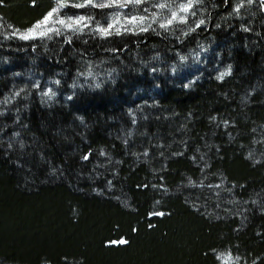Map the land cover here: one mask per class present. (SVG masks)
<instances>
[{"label": "trees", "instance_id": "trees-1", "mask_svg": "<svg viewBox=\"0 0 264 264\" xmlns=\"http://www.w3.org/2000/svg\"><path fill=\"white\" fill-rule=\"evenodd\" d=\"M103 2L0 0V264H264V0Z\"/></svg>", "mask_w": 264, "mask_h": 264}, {"label": "rangeland", "instance_id": "rangeland-1", "mask_svg": "<svg viewBox=\"0 0 264 264\" xmlns=\"http://www.w3.org/2000/svg\"><path fill=\"white\" fill-rule=\"evenodd\" d=\"M105 1L106 2L103 3L108 4L107 0ZM50 22L51 18L49 17L44 22L40 23L36 29L24 34V38H35L41 36L45 32L46 28L49 26Z\"/></svg>", "mask_w": 264, "mask_h": 264}, {"label": "snow or ice", "instance_id": "snow-or-ice-1", "mask_svg": "<svg viewBox=\"0 0 264 264\" xmlns=\"http://www.w3.org/2000/svg\"><path fill=\"white\" fill-rule=\"evenodd\" d=\"M120 243H126V241H120Z\"/></svg>", "mask_w": 264, "mask_h": 264}]
</instances>
